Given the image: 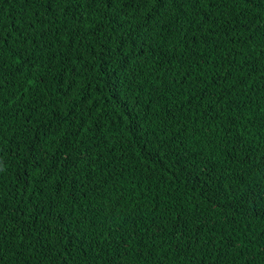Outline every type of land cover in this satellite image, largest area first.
<instances>
[{
	"label": "trees",
	"instance_id": "obj_1",
	"mask_svg": "<svg viewBox=\"0 0 264 264\" xmlns=\"http://www.w3.org/2000/svg\"><path fill=\"white\" fill-rule=\"evenodd\" d=\"M53 9L0 0L2 264H264V0Z\"/></svg>",
	"mask_w": 264,
	"mask_h": 264
},
{
	"label": "snow or ice",
	"instance_id": "obj_2",
	"mask_svg": "<svg viewBox=\"0 0 264 264\" xmlns=\"http://www.w3.org/2000/svg\"><path fill=\"white\" fill-rule=\"evenodd\" d=\"M32 2L38 5L43 4L48 13L54 12V5H63L65 13L70 12L73 18L79 17V19L82 20L84 18L85 9L89 11L96 10L98 4H103L107 10H114L117 4L121 5L123 9L134 8L138 15L141 12H148L149 14L151 12H156L157 8H163L169 0H32ZM189 2H198V0H189ZM234 2L250 4L252 0H234ZM120 14L121 13H116L117 20ZM124 15H127V12H124ZM260 214H264V208L260 210ZM0 264H2V257H0Z\"/></svg>",
	"mask_w": 264,
	"mask_h": 264
}]
</instances>
